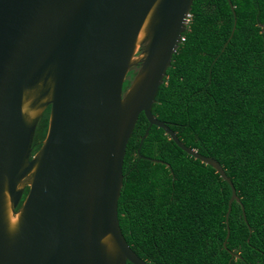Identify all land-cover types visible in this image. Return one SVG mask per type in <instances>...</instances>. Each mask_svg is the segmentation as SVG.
Returning <instances> with one entry per match:
<instances>
[{"label":"water","instance_id":"water-1","mask_svg":"<svg viewBox=\"0 0 264 264\" xmlns=\"http://www.w3.org/2000/svg\"><path fill=\"white\" fill-rule=\"evenodd\" d=\"M192 3L0 0V264H148L126 242L117 214L140 113L148 127L139 147L152 125L162 128L230 185L226 247L228 214L239 201L231 179L151 111Z\"/></svg>","mask_w":264,"mask_h":264},{"label":"trees","instance_id":"trees-1","mask_svg":"<svg viewBox=\"0 0 264 264\" xmlns=\"http://www.w3.org/2000/svg\"><path fill=\"white\" fill-rule=\"evenodd\" d=\"M231 2L235 16L227 0H193L151 108L231 179L239 201L228 214L226 247L230 185L162 128L152 125L139 147L148 127L140 113L126 145L117 214L126 242L148 264H264V0Z\"/></svg>","mask_w":264,"mask_h":264},{"label":"flooded vegetation","instance_id":"flooded-vegetation-1","mask_svg":"<svg viewBox=\"0 0 264 264\" xmlns=\"http://www.w3.org/2000/svg\"><path fill=\"white\" fill-rule=\"evenodd\" d=\"M136 70H137V66H136V67H133L131 71H134V74H135ZM128 74H129V73H128ZM127 76H128V78L126 79V81L129 80V83H130V81H131V79L133 78L134 75L132 76V78H131L129 75H127ZM126 81L124 82V85H125ZM129 83L126 85V88L128 87ZM124 85H123V87H124ZM126 88H125V89H126ZM38 142H39V141H38ZM26 189H27V188H26ZM26 189H25V190H26ZM25 193H26V192L24 191V194H25ZM24 194H23V196H25Z\"/></svg>","mask_w":264,"mask_h":264},{"label":"built area","instance_id":"built-area-1","mask_svg":"<svg viewBox=\"0 0 264 264\" xmlns=\"http://www.w3.org/2000/svg\"><path fill=\"white\" fill-rule=\"evenodd\" d=\"M190 17H191V15H190V13H188L187 14V16H186V27H187V24L189 23V21H190ZM184 39V37H183V35L181 36V41Z\"/></svg>","mask_w":264,"mask_h":264}]
</instances>
